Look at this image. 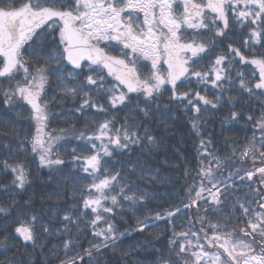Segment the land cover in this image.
<instances>
[{
	"label": "snow or ice",
	"instance_id": "6c2138e0",
	"mask_svg": "<svg viewBox=\"0 0 264 264\" xmlns=\"http://www.w3.org/2000/svg\"><path fill=\"white\" fill-rule=\"evenodd\" d=\"M54 100L84 130L49 129ZM0 102L27 105L34 131L18 155L30 151L64 186L51 196L71 200L54 222L29 214L31 169L0 159L10 178L0 193L13 201L0 205V264H106L116 254L133 264L147 246L124 242L140 234H167L153 264H264V0H0ZM162 105L198 140L186 193L154 191L175 179L148 159L163 144L156 128L175 120ZM218 113L221 135L251 126L242 149L224 138L218 150L204 131ZM16 134L0 120V135ZM17 198L24 206L11 216ZM20 247L41 251L18 260Z\"/></svg>",
	"mask_w": 264,
	"mask_h": 264
},
{
	"label": "trees",
	"instance_id": "16d2710c",
	"mask_svg": "<svg viewBox=\"0 0 264 264\" xmlns=\"http://www.w3.org/2000/svg\"><path fill=\"white\" fill-rule=\"evenodd\" d=\"M235 42H239V37L234 38ZM239 67V66H238ZM7 87V85H3ZM55 85L49 90V95L53 94ZM167 97H164L166 100ZM163 106V105H162ZM53 113L60 114L58 119H54L49 129L67 128L72 130L73 124L75 125V130H84L85 125L82 119H78L74 116L67 115L70 105L63 101H52L49 105ZM165 111H170L172 116L175 117L174 122L168 121L167 125L164 127L156 128L158 138L163 140L159 151L150 156L148 159L150 163L160 170L162 176H170L175 179L167 184L161 185L157 184L154 191H159L161 194L167 192L174 193H186L187 187L193 183V176H195L194 171H190L187 176L184 175L185 168L194 169L196 167V157H197V138L192 134L190 128L183 118L182 114H178L175 107L168 108L163 106ZM226 113L227 109H223ZM27 105L22 108L18 107L16 111L11 109H6L2 102H0V120H4L8 123H15L16 125V135H0V159L16 160L21 159L24 163L28 164L31 169L32 186L27 192V197H30L33 201L31 208L29 209V214H40L44 217L45 221L54 222L52 220V213L63 208L65 204H70L71 200L65 197L56 198L51 196L55 190L64 191V186H57L49 183L47 170L38 169V160H35L30 151L24 152V154L18 155L17 145L27 143L30 139V133L34 131L33 124L27 118ZM223 118L221 114H216L215 116H208L205 119L208 121L204 131L210 133L214 137V142L217 145L218 150H223L225 145L223 143L224 138H227L229 142L235 141V147L242 149L243 145L246 143L247 139L251 137V126L246 124L244 120H240L238 123H233L229 129L221 135V125L219 121ZM71 122V123H70ZM169 129L171 132H169ZM60 143H66L65 141H60ZM76 143V141H72ZM8 145V147H5ZM67 159V157H65ZM244 167L249 165L245 163ZM67 171V169H66ZM10 183V178H6L2 172H0V184ZM81 183H84L83 181ZM69 195L71 192L69 190ZM166 198V197H165ZM183 196H177L175 200L169 201V203H178L179 200L183 199ZM19 201V206L11 212V216H17L20 214V210L24 206L22 199L17 198ZM13 203L10 200L8 194L0 193V205ZM157 204L162 203V201H156ZM9 223L11 220L9 219ZM131 223V221H129ZM180 221H177V226L179 227ZM4 224V220L0 218V225ZM123 230V229H121ZM163 231L162 228L153 229L152 236L157 235ZM239 236L237 232L235 234ZM167 234L161 238L160 242L152 239L151 236H146L143 234L135 235L133 239L126 240L124 242L125 246L136 243L137 241H142L146 246L147 250L141 248L139 250V255L134 254L133 264H153L154 255L152 253L153 248H162L163 243L166 242ZM84 246L87 247V238H82ZM42 244H47L51 247L53 244L57 243L55 238H50V241H45L41 239ZM45 251L47 248L44 249ZM15 251V250H14ZM41 251L40 247L35 249L32 248L25 249L23 247L19 248L16 252V258L28 259L29 256L35 257L36 253ZM11 255V253L9 254ZM111 255V254H110ZM106 264H122L119 254L111 256V259L105 257Z\"/></svg>",
	"mask_w": 264,
	"mask_h": 264
},
{
	"label": "rangeland",
	"instance_id": "374dc122",
	"mask_svg": "<svg viewBox=\"0 0 264 264\" xmlns=\"http://www.w3.org/2000/svg\"><path fill=\"white\" fill-rule=\"evenodd\" d=\"M210 251H213L212 249H209Z\"/></svg>",
	"mask_w": 264,
	"mask_h": 264
}]
</instances>
